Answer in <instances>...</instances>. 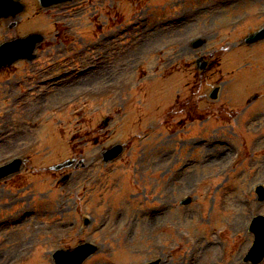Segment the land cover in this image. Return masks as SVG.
I'll list each match as a JSON object with an SVG mask.
<instances>
[{"label": "rangeland", "instance_id": "374dc122", "mask_svg": "<svg viewBox=\"0 0 264 264\" xmlns=\"http://www.w3.org/2000/svg\"><path fill=\"white\" fill-rule=\"evenodd\" d=\"M33 7L16 29L0 22V43L44 37L33 60L0 74V166L23 160L0 179V264H53V249L85 241L97 251L82 264H251L247 226L264 216L254 192L264 187V40L227 49L264 24V0ZM195 37L206 42L191 49ZM211 50L213 73L200 76L195 57Z\"/></svg>", "mask_w": 264, "mask_h": 264}, {"label": "water", "instance_id": "95a60500", "mask_svg": "<svg viewBox=\"0 0 264 264\" xmlns=\"http://www.w3.org/2000/svg\"><path fill=\"white\" fill-rule=\"evenodd\" d=\"M72 0H38L40 7L45 8L55 4H61ZM23 10V4L19 0H0V17L12 16L14 17L17 13ZM39 34H29L22 38H16L9 41H6L0 44V66L9 64L19 58H33V48L37 42L41 40ZM264 38V27L260 28L254 33L249 34L245 38L246 43H251L256 40ZM201 43L200 40L194 42V46H197ZM198 66H200L198 64ZM217 88H214L210 97L215 98ZM121 151V147L116 145L103 152V159L108 160L116 156ZM20 161L13 160L6 165L0 167V178L16 171L18 169ZM69 162H65L61 166L68 165ZM64 177L62 180H65ZM259 194V199L264 197V191L259 187L257 188ZM183 203L187 200L182 201ZM251 231L255 234V240L252 247L248 251L244 260H250L253 264L259 262L264 255V218L257 216L253 219L251 224ZM95 246L89 243H83L75 246L71 250H56L52 258L56 264H80L81 261L87 257L89 254L95 251ZM158 261H154L148 264H157Z\"/></svg>", "mask_w": 264, "mask_h": 264}, {"label": "bare ground", "instance_id": "6f19581e", "mask_svg": "<svg viewBox=\"0 0 264 264\" xmlns=\"http://www.w3.org/2000/svg\"><path fill=\"white\" fill-rule=\"evenodd\" d=\"M191 142H192V141H191ZM143 161H144V155H143V158L141 159V162H143ZM201 163H202V162H201ZM139 168H140V167H139ZM171 179H172V178H171ZM163 188H164V190L166 189V184H164V187H163ZM163 197H165V195H164ZM149 213H150V212H149ZM152 213H153V211H152ZM150 214H151V213H150ZM24 218L27 219L28 217L25 216ZM119 220H121V218L117 219V221H119ZM147 220H148V219H147ZM147 220H146V222H144V223H145V226L148 227L150 223H149V221H147ZM131 225H135V224L132 222ZM150 227H151V226H150ZM153 228H154V226H152V229H153ZM195 244H196V243H194L193 245H195ZM193 245H192V246H193ZM194 249H196L195 246L192 247V251H193ZM200 250H202V249H200ZM187 259H188V263H187V264H190V262L193 260V259L191 258V256H188Z\"/></svg>", "mask_w": 264, "mask_h": 264}, {"label": "flooded vegetation", "instance_id": "af4514ba", "mask_svg": "<svg viewBox=\"0 0 264 264\" xmlns=\"http://www.w3.org/2000/svg\"><path fill=\"white\" fill-rule=\"evenodd\" d=\"M38 13L37 12H34V16H37ZM7 26L9 25V22L6 24ZM210 66V63H209V58L207 59V67L209 68ZM7 68H4L3 71H5Z\"/></svg>", "mask_w": 264, "mask_h": 264}]
</instances>
